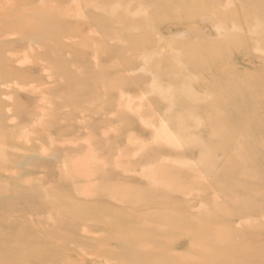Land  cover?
<instances>
[{"label": "rangeland", "instance_id": "rangeland-1", "mask_svg": "<svg viewBox=\"0 0 264 264\" xmlns=\"http://www.w3.org/2000/svg\"><path fill=\"white\" fill-rule=\"evenodd\" d=\"M263 99L264 0H0V264L254 263Z\"/></svg>", "mask_w": 264, "mask_h": 264}, {"label": "bare ground", "instance_id": "bare-ground-1", "mask_svg": "<svg viewBox=\"0 0 264 264\" xmlns=\"http://www.w3.org/2000/svg\"><path fill=\"white\" fill-rule=\"evenodd\" d=\"M50 30V29H49ZM46 32H47V29H46ZM49 32V31H48ZM250 33H251V31H250ZM251 38V37H250ZM250 42V41H249ZM249 90V89H248ZM255 90H256V87H255ZM253 93V92H252ZM251 93V94H252ZM262 100V99H261ZM264 100V99H263ZM231 111V110H230ZM262 117H260V119H261ZM259 119V120H260ZM212 125V124H211ZM213 126V125H212ZM1 131V130H0ZM221 133H223V131L221 132ZM226 134H227V131L225 132ZM8 134V133H7ZM220 134V133H219ZM224 134V133H223ZM3 135V134H2ZM4 136V135H3ZM15 136V135H14ZM212 136V135H211ZM221 136H223L222 134H221ZM225 136V135H224ZM8 138V135L7 136H4V138ZM3 138V139H4ZM1 139V138H0ZM15 139H16V137H15ZM7 140V139H6ZM4 140H2V142H3ZM3 143H5V142H3ZM178 144V143H177ZM11 146H12V144H11ZM2 148V147H1ZM3 150H5V148L3 149ZM11 150V149H10ZM6 151V150H5ZM10 154H12L11 152H10ZM6 155H7V153H6ZM240 155V154H239ZM237 157H238V155H237ZM240 157V156H239ZM252 162H254V159L252 158ZM2 162V161H1ZM0 162V163H1ZM256 163H257V161H256ZM249 164H250V162H249ZM254 164V163H253ZM2 165V164H1ZM250 166H251V164H250ZM248 167H249V165H248ZM241 168V167H240ZM257 168V167H256ZM253 170H254V168H252ZM252 169H247L248 170V172H249V170H252ZM258 169V168H257ZM241 171H242V169H240ZM244 170V169H243ZM246 170V168H245V171L244 172H246L247 171ZM259 170V169H258ZM256 171V170H255ZM238 172H240L239 171V169H238ZM257 172V171H256ZM242 173H243V171H242ZM255 173V172H254ZM260 174H261V171L259 172ZM263 173V172H262ZM240 177H241V175H240ZM242 178H243V180H244V176H242ZM251 182V181H250ZM252 183V182H251ZM257 183V182H256ZM235 184H237V183H235ZM238 185V184H237ZM14 187V186H13ZM226 187V186H225ZM234 189V188H233ZM0 190H1V188H0ZM222 191H224L225 193L227 192V189H221ZM259 191V190H258ZM259 193V192H258ZM228 207L226 206V210L227 211H229V209H227ZM246 209H249V207H246ZM223 211H225V210H223ZM227 213V212H226ZM225 213V214H226ZM212 227V226H211ZM214 228V227H213ZM216 233V232H215ZM219 236V235H218ZM221 238V237H220ZM228 243H229V241H225V239L224 240H220V239H213V244H212V256L211 257H214V256H217L215 259H214V263L212 262V260H211V262H212V264H222V262H224L225 260H223V259H225V256H226V249H227V245H228ZM2 244H0V246H1ZM2 247V249L4 248L3 246H1ZM246 249H247V251L248 250H250V252H252V253H254L255 254V256H256V258H257V260L254 262V263H249V264H264V244L263 245H260V246H257V247H248V246H246L245 247ZM248 248H250V249H248ZM241 253H242V255H241ZM241 253H239L238 255H237V258H238V260H239V263L240 264H245V262L244 261H246V258H245V260L243 259V256L245 257V253H243V252H241ZM168 259V258H167ZM166 260V259H165ZM244 260V261H243ZM162 261V260H161ZM161 261H159L158 262V264H163V262L161 263ZM168 261V260H167ZM166 262V261H165ZM164 262V263H165ZM170 263V262H169ZM166 264H168L167 262H166ZM204 264V263H203ZM206 264V263H205ZM207 264H209V263H207Z\"/></svg>", "mask_w": 264, "mask_h": 264}]
</instances>
